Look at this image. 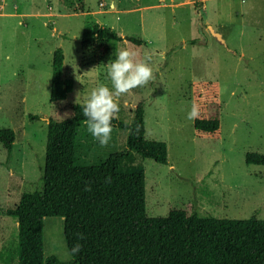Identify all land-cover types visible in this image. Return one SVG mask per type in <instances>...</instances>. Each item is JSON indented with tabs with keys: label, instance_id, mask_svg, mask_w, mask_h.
Wrapping results in <instances>:
<instances>
[{
	"label": "rangeland",
	"instance_id": "obj_1",
	"mask_svg": "<svg viewBox=\"0 0 264 264\" xmlns=\"http://www.w3.org/2000/svg\"><path fill=\"white\" fill-rule=\"evenodd\" d=\"M94 23L145 44L111 42L102 60L84 64L81 34ZM57 47L74 86L51 104ZM122 48L147 58L155 79L122 95L115 118L131 123L143 100L146 138L164 141L168 151L166 165L135 153L145 172L147 215L183 209L264 219V166L244 161L249 151L264 153V0H0V129L15 133L11 153L0 142V264H16L17 220L7 209L23 192L42 188L48 120L70 116V105L85 104L98 84L111 87L106 65ZM193 104L197 118L218 116L215 132L194 129L187 117ZM127 135L113 128L100 146L82 123L75 163L124 151ZM43 244L45 257L71 259L62 217H44Z\"/></svg>",
	"mask_w": 264,
	"mask_h": 264
},
{
	"label": "trees",
	"instance_id": "obj_2",
	"mask_svg": "<svg viewBox=\"0 0 264 264\" xmlns=\"http://www.w3.org/2000/svg\"><path fill=\"white\" fill-rule=\"evenodd\" d=\"M123 40L145 44L143 39L92 24L81 34L83 63L102 60L111 42ZM63 60V49L57 47L52 56L51 104L64 101L73 90V80L63 76ZM83 106L73 102L70 116L48 120L42 188L23 192L19 202L7 209L17 220L16 264H264V219L255 215L245 219L201 217L183 209H171L166 216L147 215L145 172L141 164L134 163L135 153L166 165L168 151L164 141L146 138L143 100L135 106L131 123L112 121L113 128L128 130L124 151L92 165L76 164L80 126L85 120ZM193 126L215 132L219 118H195ZM14 138L13 129H0V142L7 153H11ZM244 161L264 166V153L249 151ZM48 216L63 218L67 248L77 242L82 245L69 261L44 255L43 220Z\"/></svg>",
	"mask_w": 264,
	"mask_h": 264
},
{
	"label": "clouds",
	"instance_id": "obj_3",
	"mask_svg": "<svg viewBox=\"0 0 264 264\" xmlns=\"http://www.w3.org/2000/svg\"><path fill=\"white\" fill-rule=\"evenodd\" d=\"M107 75L111 87L98 84L89 94L82 108L87 131L100 146L108 145L113 129L112 121L120 111L119 98L133 89L144 86L155 79L154 71L147 58L139 59L135 51L122 48L115 53V58L107 63ZM198 116L193 104L187 113L190 120ZM80 239H83L81 234ZM82 245L77 242L66 249V256L71 258L80 253Z\"/></svg>",
	"mask_w": 264,
	"mask_h": 264
},
{
	"label": "water",
	"instance_id": "obj_4",
	"mask_svg": "<svg viewBox=\"0 0 264 264\" xmlns=\"http://www.w3.org/2000/svg\"><path fill=\"white\" fill-rule=\"evenodd\" d=\"M209 30H210V32H211V33H212L217 39H219L222 43H225V41H224V39H222L220 33L215 32V31L212 29V27H210V26H209Z\"/></svg>",
	"mask_w": 264,
	"mask_h": 264
}]
</instances>
